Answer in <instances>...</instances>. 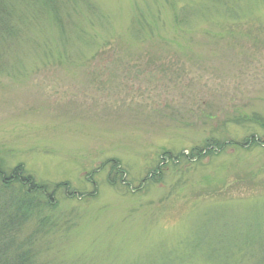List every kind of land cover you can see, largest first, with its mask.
Returning a JSON list of instances; mask_svg holds the SVG:
<instances>
[{
    "label": "rangeland",
    "instance_id": "obj_1",
    "mask_svg": "<svg viewBox=\"0 0 264 264\" xmlns=\"http://www.w3.org/2000/svg\"><path fill=\"white\" fill-rule=\"evenodd\" d=\"M37 3L0 47V170L45 191L35 262L264 264V0Z\"/></svg>",
    "mask_w": 264,
    "mask_h": 264
},
{
    "label": "trees",
    "instance_id": "obj_2",
    "mask_svg": "<svg viewBox=\"0 0 264 264\" xmlns=\"http://www.w3.org/2000/svg\"><path fill=\"white\" fill-rule=\"evenodd\" d=\"M18 1L23 0H0V47L2 42H4L10 48V44L13 42L12 38L18 35V32H16L18 18L16 4ZM24 1H38L37 6L39 4L42 11L43 8H47V14H54L57 17L58 9L61 8L59 0ZM248 142L257 143L252 136L246 141L247 144H249ZM226 145L227 142L225 141L209 139L202 147H193L188 153L191 157L206 156L223 149ZM180 155L184 156L185 154L179 152L176 157L178 158ZM23 171L21 164L17 165L9 176H5L6 174L0 170V182L2 185L18 183L22 188H26L19 193H11L10 197L5 199L2 197L0 199V264H38L35 262V248L33 249L31 246L33 243L32 237H24L21 227L32 216L34 208L36 209L35 191H39V194H45V191L43 185L37 184L32 176L24 174ZM48 203L51 204L50 198ZM196 235L195 240L186 244L188 248L196 250L204 244L205 237L199 234ZM220 241H222V237ZM248 245L250 246V244ZM164 262L162 264H174L169 259Z\"/></svg>",
    "mask_w": 264,
    "mask_h": 264
}]
</instances>
